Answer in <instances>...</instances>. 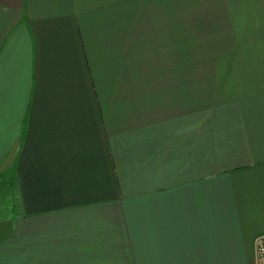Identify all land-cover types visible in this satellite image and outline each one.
<instances>
[{"label":"crops","instance_id":"0c3cea01","mask_svg":"<svg viewBox=\"0 0 264 264\" xmlns=\"http://www.w3.org/2000/svg\"><path fill=\"white\" fill-rule=\"evenodd\" d=\"M3 176L0 264H253L264 0H0Z\"/></svg>","mask_w":264,"mask_h":264},{"label":"built area","instance_id":"2783aa9c","mask_svg":"<svg viewBox=\"0 0 264 264\" xmlns=\"http://www.w3.org/2000/svg\"><path fill=\"white\" fill-rule=\"evenodd\" d=\"M253 264H264V237L256 240L255 261Z\"/></svg>","mask_w":264,"mask_h":264},{"label":"rangeland","instance_id":"374dc122","mask_svg":"<svg viewBox=\"0 0 264 264\" xmlns=\"http://www.w3.org/2000/svg\"><path fill=\"white\" fill-rule=\"evenodd\" d=\"M6 179H8L7 178V176H3V178H2V181L0 180V186L2 187V188H4L5 189V187H6V184H8L7 182V180ZM7 181V182H6ZM4 182H6L5 184H4ZM0 199H2V198H0ZM3 201H6L7 202V198H5V199H3ZM1 203V202H0ZM4 214V213H3ZM0 216H2V213H0Z\"/></svg>","mask_w":264,"mask_h":264}]
</instances>
